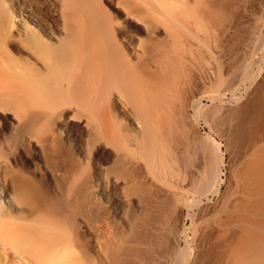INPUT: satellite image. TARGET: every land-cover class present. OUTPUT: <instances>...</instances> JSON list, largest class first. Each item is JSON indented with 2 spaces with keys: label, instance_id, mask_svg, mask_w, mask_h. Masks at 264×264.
<instances>
[{
  "label": "bare ground",
  "instance_id": "bare-ground-1",
  "mask_svg": "<svg viewBox=\"0 0 264 264\" xmlns=\"http://www.w3.org/2000/svg\"><path fill=\"white\" fill-rule=\"evenodd\" d=\"M4 1L0 264H264V0Z\"/></svg>",
  "mask_w": 264,
  "mask_h": 264
},
{
  "label": "rangeland",
  "instance_id": "rangeland-1",
  "mask_svg": "<svg viewBox=\"0 0 264 264\" xmlns=\"http://www.w3.org/2000/svg\"><path fill=\"white\" fill-rule=\"evenodd\" d=\"M2 4H3L4 11L6 13L8 12L9 15H10V17L13 16V4H12V2H9V0H5L4 2H1V5ZM203 132H205L204 129H203ZM215 140H216V142L222 144L221 150L226 154V158H227L228 155H227L226 149L224 147V143L218 137L215 138ZM227 169L228 170L230 169V167H229V160H226L225 164L221 168L220 178H221L222 181L224 179V181L222 182V189L223 190L225 189V185H226V182H227V180L229 178V174H230V170H229V173H228V170Z\"/></svg>",
  "mask_w": 264,
  "mask_h": 264
}]
</instances>
